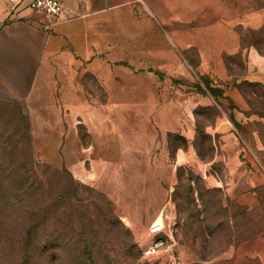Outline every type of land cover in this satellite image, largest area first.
Instances as JSON below:
<instances>
[{"label": "rangeland", "instance_id": "rangeland-1", "mask_svg": "<svg viewBox=\"0 0 264 264\" xmlns=\"http://www.w3.org/2000/svg\"><path fill=\"white\" fill-rule=\"evenodd\" d=\"M184 12L186 20L169 22L145 16L167 41L173 31L234 22L242 50L224 60L232 81H242L240 103L199 93L196 47H178L175 68H154V55L138 52L137 20L115 23L103 39L113 45L115 77L127 74L134 99L109 102L93 75L79 70L83 93L97 96L91 103L99 111L113 106L119 136L111 183L121 188L102 192L74 175V167L91 166L63 172L56 149L37 147L27 109L0 100V264H264V21L251 19L264 12V0H186ZM121 50L129 57L122 60ZM243 52L253 55V82L242 78ZM134 131L158 132L159 141L144 140L145 155L134 157ZM169 131L177 135L167 140ZM176 150L187 160L175 163ZM161 214L176 245L145 259L147 228Z\"/></svg>", "mask_w": 264, "mask_h": 264}, {"label": "crops", "instance_id": "crops-1", "mask_svg": "<svg viewBox=\"0 0 264 264\" xmlns=\"http://www.w3.org/2000/svg\"><path fill=\"white\" fill-rule=\"evenodd\" d=\"M60 1L65 13L59 19H52L35 11L33 0H25L18 10L12 9L7 0H0V100L19 104L25 114L28 111L37 147L56 149L57 163L63 167L91 166L90 169L74 167L78 181L102 192L121 188L111 183L113 144L115 137H119L113 126V106L99 111L97 104L91 103L97 101V96L89 93L87 97L79 87V70H84L101 85L109 102L134 99L126 87L127 74L123 73L121 82L115 77L113 45L105 41L113 35L115 23L137 20L138 52L153 54L154 68H175L178 47H196L201 58L199 73L217 85L226 86V96L240 103L237 88L242 81H232L224 60L242 50L234 22L224 21L201 30L173 31L167 41L145 14L150 12L163 22L186 20L183 17L186 0ZM137 10L141 12L135 19ZM251 19L260 24L264 12L253 13ZM121 27L128 35L130 28ZM147 37H154L153 42L146 40ZM121 53L122 60L124 55L129 57L128 50ZM243 56L249 72L242 78L253 82V55L248 58L243 52ZM117 85L122 86L120 93L114 92ZM73 120L88 133L86 141ZM175 135L169 131L167 140ZM128 138L129 153L137 157L145 155L141 143L159 141V134L150 132L144 138L134 131ZM179 160L187 158L176 150L173 161L178 164Z\"/></svg>", "mask_w": 264, "mask_h": 264}, {"label": "built area", "instance_id": "built-area-1", "mask_svg": "<svg viewBox=\"0 0 264 264\" xmlns=\"http://www.w3.org/2000/svg\"><path fill=\"white\" fill-rule=\"evenodd\" d=\"M25 0H7L12 9L18 10ZM33 9L52 19H59L65 13V8L60 0H33ZM176 245L173 232L167 228V223L161 214L147 228V244L142 250L145 259H154L163 252H168Z\"/></svg>", "mask_w": 264, "mask_h": 264}, {"label": "trees", "instance_id": "trees-1", "mask_svg": "<svg viewBox=\"0 0 264 264\" xmlns=\"http://www.w3.org/2000/svg\"><path fill=\"white\" fill-rule=\"evenodd\" d=\"M195 74H196V79H197L196 88L199 91V93L209 95L213 99L214 102H218L221 99H226L227 101L231 103L232 100L226 96V86L217 85L208 76L201 75L198 72H195ZM231 122L236 123L234 118L232 117H231ZM181 139L184 141L185 149H186L188 142L183 137ZM180 148H183V147H180ZM62 169H63V172L66 171L64 167ZM56 172L58 174L59 170ZM32 231L34 230L33 229L28 230L26 233V237L29 240L32 239L33 237Z\"/></svg>", "mask_w": 264, "mask_h": 264}]
</instances>
